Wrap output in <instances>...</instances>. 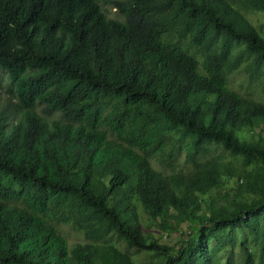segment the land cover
<instances>
[{"label": "trees", "instance_id": "16d2710c", "mask_svg": "<svg viewBox=\"0 0 264 264\" xmlns=\"http://www.w3.org/2000/svg\"><path fill=\"white\" fill-rule=\"evenodd\" d=\"M255 12L0 0V264H264Z\"/></svg>", "mask_w": 264, "mask_h": 264}, {"label": "rangeland", "instance_id": "374dc122", "mask_svg": "<svg viewBox=\"0 0 264 264\" xmlns=\"http://www.w3.org/2000/svg\"><path fill=\"white\" fill-rule=\"evenodd\" d=\"M105 6L109 9V13L111 15L115 14V8H111L110 5L104 4L105 9H106ZM248 17H250L251 21L256 25L264 23V13H262V12H255L253 14H248ZM3 90H4V87H1L0 88V109L3 107L4 99L6 98V93ZM228 185L230 187H234L235 183L233 181H230V182H228ZM189 230H191L190 225H188L186 222H184V223H182L180 229L171 231L168 234H164L162 236L161 240L164 242L175 243L181 237L180 231H182V234H185ZM69 238L71 241L74 242L76 239L79 238V235L76 232H72L71 234H69ZM139 259L144 260V259H146V256L143 255Z\"/></svg>", "mask_w": 264, "mask_h": 264}]
</instances>
